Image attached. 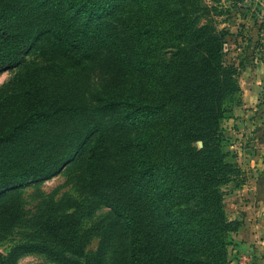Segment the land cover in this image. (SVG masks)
<instances>
[{
  "label": "trees",
  "instance_id": "obj_1",
  "mask_svg": "<svg viewBox=\"0 0 264 264\" xmlns=\"http://www.w3.org/2000/svg\"><path fill=\"white\" fill-rule=\"evenodd\" d=\"M58 1L82 23L68 17L49 25L35 18L24 33L12 17L0 16V67L19 68L0 89V192L51 180L74 160L84 167L75 177L78 197L44 211L49 216L39 230L49 240L22 245L0 264H15L28 253L80 264L89 243L82 223L103 208L112 219L98 226L99 250L85 264H229L227 235L236 224L225 217L219 188L239 171L225 162L217 133L240 89L236 72L229 66L220 72L215 64L221 39L200 44L209 58L201 64L203 73L167 76L158 57L156 17L149 29L143 0ZM49 40L50 55L73 64L54 81L26 60ZM98 55L126 81L123 93L111 90L107 106L134 137L92 126L76 90L51 85L73 80L70 72ZM163 93L176 102L177 120L172 136L160 139ZM197 141L204 144L201 150L190 147Z\"/></svg>",
  "mask_w": 264,
  "mask_h": 264
},
{
  "label": "rangeland",
  "instance_id": "obj_2",
  "mask_svg": "<svg viewBox=\"0 0 264 264\" xmlns=\"http://www.w3.org/2000/svg\"><path fill=\"white\" fill-rule=\"evenodd\" d=\"M153 1L156 3L154 10L151 9ZM141 8L147 16L149 29L153 27L151 20L156 17L155 39L161 45L158 57L167 66V76L182 73L192 77L203 73L206 67H201V64L209 58L200 44L210 38L215 41L221 39V50L215 64L222 66L220 72L227 66L235 71L240 89L229 105L228 118L220 121L217 133L222 139L220 146L227 155L225 162L235 165L239 171L230 182L219 188L225 217L236 224L234 231L227 235L228 262L264 264V8L256 7L255 2L250 6L244 0H143ZM1 15L12 17L24 33L35 23V18L49 25L68 17L78 25L83 21L58 0H0ZM51 47L50 40L40 42L26 60L33 70L45 71L46 78L54 81L73 64L71 60L53 58ZM92 57L91 63L85 62L76 66V72H70L75 74L73 80L68 79L67 83L56 81L51 85L74 88L83 108L82 116L92 126H99L109 135L119 131L121 135L134 137L132 129L128 126L125 130L118 114L107 106L111 90L115 94L123 93L126 81L104 55ZM186 58L190 65H181ZM18 71L19 68L10 64L1 66L0 89ZM183 82L187 83V79ZM171 98L167 93L162 94V101L166 104L163 105L162 129L158 131L160 139L172 136L169 134L171 125L174 126L177 120V104ZM226 106L228 103L222 104V108ZM203 146L202 141L190 145L197 150ZM83 169L82 163L72 160L62 166L59 174L51 180L0 192L1 259L7 260L22 245H42L49 240L47 233L39 230L45 222L43 218L49 216L44 211L49 205L65 201L64 198L77 199L75 177ZM111 216V210L103 208L83 221L80 231L89 235V243L85 250L86 258L80 260V264L96 256L102 240L98 226L105 227ZM15 264L57 263L43 254L28 253Z\"/></svg>",
  "mask_w": 264,
  "mask_h": 264
},
{
  "label": "built area",
  "instance_id": "obj_3",
  "mask_svg": "<svg viewBox=\"0 0 264 264\" xmlns=\"http://www.w3.org/2000/svg\"><path fill=\"white\" fill-rule=\"evenodd\" d=\"M245 3H249L251 6L252 2L256 3V7H259L260 9L264 8V0H244Z\"/></svg>",
  "mask_w": 264,
  "mask_h": 264
},
{
  "label": "crops",
  "instance_id": "obj_4",
  "mask_svg": "<svg viewBox=\"0 0 264 264\" xmlns=\"http://www.w3.org/2000/svg\"><path fill=\"white\" fill-rule=\"evenodd\" d=\"M264 66V65H263ZM258 67H260V64L258 65ZM263 69H264V67H263Z\"/></svg>",
  "mask_w": 264,
  "mask_h": 264
}]
</instances>
